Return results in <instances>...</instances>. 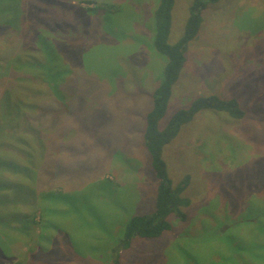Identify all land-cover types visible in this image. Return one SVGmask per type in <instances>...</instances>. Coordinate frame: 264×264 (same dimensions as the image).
I'll list each match as a JSON object with an SVG mask.
<instances>
[{"label":"rangeland","instance_id":"1","mask_svg":"<svg viewBox=\"0 0 264 264\" xmlns=\"http://www.w3.org/2000/svg\"><path fill=\"white\" fill-rule=\"evenodd\" d=\"M59 1L71 11L48 8L45 4L53 3L48 0L0 3L3 106L9 92L29 96L23 86L36 87L39 81L47 85L44 76L62 79L60 91L71 96L57 109L66 111L65 116L54 118L50 116L53 110L34 122L40 135L38 153L34 162L24 158L34 165L29 168L31 174L42 178L40 186L35 178L31 186L33 209L23 211L15 201L24 184L22 157L0 154V264H111V248L118 245L128 219L154 211L156 180L140 141V120L136 125L132 119L135 114L139 119L142 116L145 95L157 85L163 64L148 48L155 1ZM88 1L94 5L83 3ZM192 1L174 0L170 44L181 36ZM72 2L75 7L70 6ZM29 3L34 4V12L27 10ZM95 4L112 6L116 14L82 18L77 12L79 7L92 9ZM40 14L60 22L68 37H57L54 34L60 30L53 27V34L44 31L36 22ZM74 24L79 25L77 33ZM39 31L40 39L52 38L50 76L44 75L42 66L30 73L27 68H13L24 58L38 57L32 39ZM188 49L164 120L198 96L229 98L239 92L246 99L242 104L245 116L235 120L202 111L180 128L163 148L162 158L174 185L189 177L183 193L191 203L184 209L186 219L180 221L172 214L170 232L158 239L134 238L119 253L118 264H235L228 250L238 244L245 250L248 238L256 232L242 220L248 210L252 216L261 211L264 193L260 166L264 159V0H234L232 8L204 21ZM31 73L43 80L24 84L23 77ZM234 79L255 86L254 90L257 86V93L238 89L240 84H234ZM139 87L141 95L132 94ZM248 91L250 97L244 95ZM41 98H27L25 106ZM2 112L4 126L6 112L1 111L0 118ZM6 171L14 176H7ZM38 186L45 194L37 199ZM19 210L34 218V225L23 220L25 234L15 226ZM232 222L239 225L230 227ZM261 250L252 254L264 258ZM245 251L238 255L242 262H250L251 254Z\"/></svg>","mask_w":264,"mask_h":264},{"label":"trees","instance_id":"2","mask_svg":"<svg viewBox=\"0 0 264 264\" xmlns=\"http://www.w3.org/2000/svg\"><path fill=\"white\" fill-rule=\"evenodd\" d=\"M3 1L6 0H2L1 2ZM48 1L53 2L52 4H45L48 8L53 7L54 9H63L65 13H69L71 11L68 5L67 7H65L64 4L60 3L59 0ZM154 1L155 6L152 10L153 13L151 12L153 17V28L150 27L151 37L149 39L148 48L150 52L158 56V60H162L163 64L159 68V75L156 76L157 85L153 87L150 93L145 95L146 107L142 116L139 119V115L135 114L132 119L136 123V125L140 120V130H142V139H140V141L144 147V152L148 157L150 168L153 171V177L156 180L154 211L146 215H135L128 219L120 235L118 245L111 248V264H118L119 253L123 250L128 249L134 238L158 239L163 234L170 232L171 224L168 220L170 215L173 214L180 221H185L186 214L184 213V209H187L191 203L189 199L183 196V193L188 187L189 177L185 176L181 181L174 185L168 176L166 163L162 158L163 148L176 137L180 128L192 122L197 114L202 111L223 113L231 119L235 120H241L245 116V112L242 109V104L246 99L244 100L241 97L243 93L239 92L240 96L238 95V93H234L236 95L229 98H224L217 94L198 96L189 104L187 108L176 111L170 117H168L167 120H164L168 102L172 95V89L176 82L179 81V77L184 68V65L187 63V52L189 50L188 46L196 39L197 34L200 28H202L204 21L206 23V21H209L212 17L220 15V11L232 8L234 0H193L188 9V17L183 27L182 34L179 39L172 44L169 43V35L171 29V13L174 7V0ZM83 3L87 5H94V3L91 1ZM27 5H30L28 6L27 10H31V12H34V4L29 3ZM70 6L75 7L73 2ZM111 9L112 6L109 5L95 4V7L92 9L82 10V8L79 7V10L77 9V12L81 13L82 18H85L87 14H92V16H94L95 14L99 16L100 14H116L115 12L111 11ZM43 10L44 5L43 8H40V12H42ZM41 14L39 15V18L36 22L38 23L37 25L45 28L43 29L44 31L53 34L55 32L50 31L51 27H53L60 30L57 31L54 35H57V37L59 38L68 37V34L64 32V26H61L60 22H52L51 20H49V18L41 16ZM3 15L4 14H2V16ZM30 21H32L31 25L34 26V18ZM84 22L86 21L84 20ZM74 27L75 32L77 33L78 29L76 28H79V25L74 24ZM6 29L9 28L6 27ZM40 32L41 31L35 32L34 38L32 39V42H35V45L37 47L35 48L36 53L34 54H38V57L34 59H31L29 57L24 58V62L21 61L20 66H18V64H13V68L15 70L16 67H22L27 68L29 70L28 73H30L32 72V70H34V67L42 66L41 69L45 73L44 75H51L52 61L49 56V47L51 45L50 42L52 38H47L46 40L40 39ZM40 48L43 49V53ZM25 59H27L28 61H26ZM44 78L49 80L47 85L45 81V83H40L39 80L43 79H40L38 75L34 76V74L32 73L26 74L22 79V82H25L24 84L32 83L34 85V81H39L38 85H35L36 87L33 86L31 88L23 86L22 90H24L25 92H29V96H24V94H21L20 92L17 95H13L11 92H9L10 95L5 98V107L2 104L3 101L2 97L0 96V113L3 110L6 112L4 113L6 114V118L4 117L6 120V125L3 126V112L2 118H0V154L2 152V157L5 155L10 159L16 156L22 157L20 163L21 165H23L21 166V180L24 182V184L21 187L22 189L20 191V195L17 194V198L15 199V201L17 204H19L20 209L23 211L24 209L30 210L34 208L35 195L34 189H32L31 186H33L34 182H36L35 179H37L40 186L42 179L40 176H37L38 178H36L31 174L29 168L34 167V165L30 166L32 162L27 164V162L24 160V158H32L34 162V156H36L38 153V151H36V148L40 144V135L34 127V122L41 119L40 116L49 114L53 110L55 111L50 116L54 118H59L62 115L65 116L66 111L57 109L58 107H61L66 100H69L71 98V96H69L68 94L67 96H64L63 91H60V86L62 84L60 82H62V79L57 80L52 76H44ZM1 82L3 81H1L0 79V83ZM233 83L240 84L238 89L240 87L244 89L249 88L252 89L251 91H253V93H255V90L257 89V86L255 90V86H244L247 85V83L243 82L241 84L238 79H234ZM45 85L46 89H44ZM139 91L140 87L135 88L132 94L138 93L139 95H141ZM250 93L249 91L244 92V95L248 97ZM0 94H3V92L0 91ZM33 95H39L44 99L41 98L36 102H34L33 100L31 104L25 106L27 103V98H30ZM239 97L241 98V100L239 99ZM47 101L50 102L48 105H45ZM89 101L95 103V99L90 98ZM141 104L143 105V103H140L139 105ZM24 108L26 110H24ZM26 111L29 112L25 113ZM37 113H39V115H36ZM74 116L77 119L79 118L77 113H74ZM15 162L17 163L18 161ZM260 166L262 167V169H264V159H262ZM6 173L7 176H14V174L10 171H6ZM39 186L37 188L40 194L38 193V195L36 196L37 199L41 198V196L45 194V191L43 192V190H39ZM8 191L9 190H7L6 192ZM8 193L13 196V193L11 194V191H9ZM262 194L263 200L261 211L258 210L257 214L252 216L250 214L251 211L248 210V216L244 217V219L242 218L243 223H250L249 225L252 226L256 231L252 232V236L248 238L249 240L247 242V245H245L246 251L244 250V248H241L240 244L232 247L231 249L228 248V251L231 255V257L229 258H231L235 264H262L264 262L263 257L260 259L259 256H255L252 254L257 251H262L261 249H264V193ZM21 210L17 211L16 213L19 218L16 219L17 223L15 224V226L16 228L20 229L22 234H25L26 228L24 226V223H22L23 220H30L33 224L34 218L29 214H23ZM235 225L232 222L230 227H235ZM223 233L225 232L219 231V234ZM238 251H240L241 254H243V251L250 253V262L246 261L245 256H243L245 262H242V256L238 255Z\"/></svg>","mask_w":264,"mask_h":264}]
</instances>
